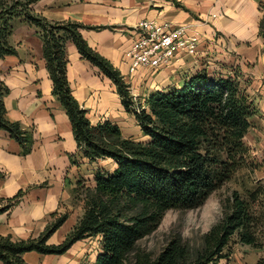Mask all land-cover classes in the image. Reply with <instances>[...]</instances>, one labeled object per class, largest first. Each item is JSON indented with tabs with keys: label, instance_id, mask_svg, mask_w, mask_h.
<instances>
[{
	"label": "trees",
	"instance_id": "trees-1",
	"mask_svg": "<svg viewBox=\"0 0 264 264\" xmlns=\"http://www.w3.org/2000/svg\"><path fill=\"white\" fill-rule=\"evenodd\" d=\"M39 1L0 0V58L17 55L10 40L17 22L34 28L43 42L53 95L70 120L77 144L71 165L110 161L112 168H96L91 185L84 179L76 182L72 201L82 208V214L61 244L47 242L67 221L69 212L52 213L54 220L38 238L0 236V261L28 264L25 253L62 255L85 239L99 241L95 264H216L229 256L232 241L262 249L255 208L260 188L245 197L233 193L228 213L205 234L204 246L195 260L181 236L172 238L157 256L139 245L157 230L168 211L201 207L236 173L250 167L244 138L256 108L238 82L231 76L197 73L182 88L169 86L156 91L145 105L134 108V98L121 72L83 38L81 31L93 28L72 20L50 21L33 11L32 6ZM259 10L258 37L263 41L264 56V2ZM68 43L116 85L145 140L124 137L120 127L109 121L91 122L70 87ZM8 94L9 88L0 80V130L8 132L21 147V154L27 156L33 151L34 135L21 123L6 119L4 98ZM77 155L86 161L80 162ZM23 196L19 191L12 198H0V215Z\"/></svg>",
	"mask_w": 264,
	"mask_h": 264
},
{
	"label": "crops",
	"instance_id": "crops-1",
	"mask_svg": "<svg viewBox=\"0 0 264 264\" xmlns=\"http://www.w3.org/2000/svg\"><path fill=\"white\" fill-rule=\"evenodd\" d=\"M262 2L264 0H41L32 9L50 21L72 20L92 27L81 31L83 38L119 71L123 66L126 72L122 75L128 80L124 54L138 21L150 19L183 25L201 46L210 29L259 25ZM10 40L17 55L0 58V80L9 88L4 98L5 117L32 131L34 145L33 151L24 156L9 133L0 130V198H12L19 191L24 192L16 206L0 215V236L27 240L40 237L54 220L51 214L60 212L65 205L64 185L67 172L74 168L70 160L77 153V144L70 120L53 95L43 42L36 30L17 22ZM66 53L67 76L73 95L88 111L96 100L110 95L111 84L97 67L83 59L73 43L67 44ZM192 58H178L175 69L190 70L195 65ZM196 74H188L177 88H182ZM66 212H69L67 221L49 238V245L61 244L80 218L70 210ZM235 244L239 247L233 248L229 256L217 264H250L249 252L258 249ZM98 249L97 239H85L62 255L29 252L23 257L28 264H95ZM0 264L3 263L0 261Z\"/></svg>",
	"mask_w": 264,
	"mask_h": 264
},
{
	"label": "rangeland",
	"instance_id": "rangeland-1",
	"mask_svg": "<svg viewBox=\"0 0 264 264\" xmlns=\"http://www.w3.org/2000/svg\"><path fill=\"white\" fill-rule=\"evenodd\" d=\"M260 16L262 17V13ZM258 31V25L251 28L244 25L240 29H210L203 44L198 45V56L190 57L195 59V65L190 70H176L174 61L170 66L159 71L140 70L135 76L126 80L122 75L126 70L122 66L120 72L129 85L135 102L134 108L145 105L147 98L156 91H163L169 86L176 88L181 86L188 74H196L199 71L210 77L231 76L238 82L241 90L251 97L256 108V113L251 119L252 127L244 138L249 150L250 167L236 173L231 181L214 192L201 207L168 211L157 230L139 243L142 249L151 252L154 256H157L172 238L181 236L189 248L192 260H195L204 246L205 234L214 225L222 222L228 213L233 193L238 192L245 197L257 188H260L255 207L256 216L260 218L257 234L264 246V56L263 41L258 37ZM107 80L112 88L110 90L108 87L110 95L94 102L88 110L89 119L93 124L109 121L120 127L124 137L136 141L145 140L135 117L127 112L123 105L116 85L108 78ZM76 157L80 162L86 161L81 155ZM98 167L110 170L112 163L103 161L94 165L83 164L82 167L74 166L72 171L67 172V182L64 185L65 205L62 206L59 214L70 210L74 216L80 217L82 208L73 203L71 192L78 180L84 179L91 185L93 172ZM237 247L239 245L232 241V250ZM218 262L219 260L216 264ZM249 263L264 264V247L249 252Z\"/></svg>",
	"mask_w": 264,
	"mask_h": 264
},
{
	"label": "built area",
	"instance_id": "built-area-1",
	"mask_svg": "<svg viewBox=\"0 0 264 264\" xmlns=\"http://www.w3.org/2000/svg\"><path fill=\"white\" fill-rule=\"evenodd\" d=\"M133 33L124 54L129 78L140 70L164 69L180 57L198 56L197 40L183 25L144 19L136 23Z\"/></svg>",
	"mask_w": 264,
	"mask_h": 264
}]
</instances>
